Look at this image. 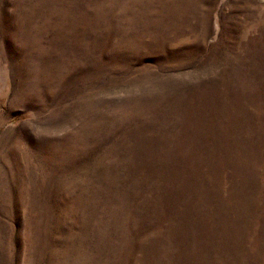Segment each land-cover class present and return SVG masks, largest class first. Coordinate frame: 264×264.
<instances>
[{
    "label": "rangeland",
    "instance_id": "obj_1",
    "mask_svg": "<svg viewBox=\"0 0 264 264\" xmlns=\"http://www.w3.org/2000/svg\"><path fill=\"white\" fill-rule=\"evenodd\" d=\"M0 264H264V0H0Z\"/></svg>",
    "mask_w": 264,
    "mask_h": 264
}]
</instances>
